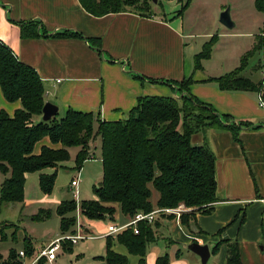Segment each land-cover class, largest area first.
Masks as SVG:
<instances>
[{"label": "crops", "instance_id": "obj_1", "mask_svg": "<svg viewBox=\"0 0 264 264\" xmlns=\"http://www.w3.org/2000/svg\"><path fill=\"white\" fill-rule=\"evenodd\" d=\"M251 1L255 5L256 0ZM171 6V10L156 8L159 10L155 16L127 12L97 18L87 13L79 0H0V42L20 62L36 70L45 87V101L59 108V119L73 109L93 113L102 121L125 120L141 97L177 98L174 86L158 81L182 82L192 78L195 83L189 87L191 95L221 116H231L240 129L237 135L228 129H208L192 136L193 144L208 145L215 154L218 202L211 213L196 215L192 232L182 226L180 217L157 215V241L148 247L147 264H156L165 254L170 256L171 264H185V245L197 242L212 250L221 240L239 243L243 264H264V29L260 31L264 13H251L253 28L240 34L252 38L244 43L245 47L227 51L221 45V38L228 35L224 33L216 41L211 57L203 61V68L196 70L195 56L211 34L199 35L193 24L185 23L184 15H177V6ZM234 16L239 21L243 19V15ZM29 22L38 23L35 38L22 35L23 25ZM234 23L236 28L237 19ZM31 29L34 31V27ZM65 30L82 37L56 36ZM198 38L205 40L198 45ZM91 40H98L100 46H93ZM258 42L262 44L256 67L260 77L256 79L254 74L244 73ZM219 49L222 52L217 54ZM235 70L241 77L260 84V89L229 92L214 82L203 83ZM21 107L20 102H7L0 87V111L13 116ZM243 123L250 126H241ZM48 143L46 139L44 144ZM38 147L37 153L41 146ZM158 199L159 193L153 204ZM115 208L114 221L105 225L100 236H109L111 222L122 226L132 219L125 217L118 205ZM84 219L87 225L83 234L96 238L92 229L104 220ZM117 245L120 244L116 243L114 250ZM43 248L46 247L35 253ZM34 256L25 258L27 262L22 261L23 264H30ZM193 257V261H201L194 253ZM212 257L214 264H227V245L223 244Z\"/></svg>", "mask_w": 264, "mask_h": 264}, {"label": "trees", "instance_id": "obj_2", "mask_svg": "<svg viewBox=\"0 0 264 264\" xmlns=\"http://www.w3.org/2000/svg\"><path fill=\"white\" fill-rule=\"evenodd\" d=\"M165 1L171 0H158L156 4L154 0H79L83 9L97 18L127 12L155 16L154 9L162 7ZM255 4L264 13V0H256ZM188 7L189 0L181 5L178 16H183ZM37 26L36 22L24 24L23 37L35 38ZM56 36L82 37L66 30ZM91 43L100 46L98 40H91ZM215 43L212 40L205 43L195 56L196 70H201L203 61L211 57ZM158 82L174 86L182 92L181 97H141L125 120L115 122L102 121L93 113L73 109L61 119L57 114L49 122L36 121L43 116L46 104L43 81L35 69L20 62L11 49L0 42L3 96L7 102H20L22 106L13 116L0 111V172L8 176L0 186V203H24L27 175L34 173H40V188L50 196L55 188L57 168L71 159L70 149H80L75 158L76 169L80 172L93 158L91 143L100 137L103 179L93 187L96 200L80 202L82 216L91 221H114L116 205L128 218L184 206L190 211L182 214L180 221L192 232L196 215L211 213L212 206L218 202L215 154L208 145H194L192 136L208 129H228L237 135L240 127L231 116H221L213 107L191 95L189 87L195 83L192 78L182 82ZM211 82L229 92H255L261 86L241 77L239 70L203 81ZM46 139L49 145L44 144ZM38 146L41 148L37 153ZM48 169H55V172L45 173ZM151 186L159 193L156 204L152 202ZM76 211V200L59 204L57 214L61 217L62 234L74 232L76 218L72 214ZM49 216V211L41 210L33 219L39 221ZM157 228L156 220L143 221L137 225V233L130 227L115 238L108 236L106 255L102 259L106 264H128V256L114 250L118 243L129 255L139 258L137 264H147L148 247L157 241ZM24 242L25 254L33 257V243L29 238ZM223 244L227 245V264H243L237 241L221 240L211 250L212 254L218 253ZM63 245L69 250L74 246L69 241H63ZM9 258L10 264H22L14 262L15 250L10 251ZM42 261L39 264H43ZM156 264H171L170 256L159 257Z\"/></svg>", "mask_w": 264, "mask_h": 264}, {"label": "rangeland", "instance_id": "obj_3", "mask_svg": "<svg viewBox=\"0 0 264 264\" xmlns=\"http://www.w3.org/2000/svg\"><path fill=\"white\" fill-rule=\"evenodd\" d=\"M187 1L188 0L165 1L163 6L165 10H171V5H175L177 6L176 10L180 11L181 5L185 4ZM241 1H243V3H241ZM251 2V0H189V7L184 13L185 23L193 24L194 29L199 35L211 34V37L207 42L211 40L213 42L218 41L219 36L221 37L224 33H227L228 35L221 38V45L226 48L227 51H230L232 48L236 49L238 46L243 48L245 47L244 43L247 44L252 38L240 35L242 34L241 31L246 32L253 28L250 26L252 24L251 21H253L251 19L253 14L251 13H262L257 9L258 6L256 4H251ZM227 8L231 9L233 22H236L237 19V27L233 31L225 28L220 22L221 14ZM154 10L157 12L159 9L155 8ZM160 12H162V10ZM178 12H176L177 15ZM235 13L243 15V19L245 20L241 19L239 21L238 17L234 16ZM174 14L170 15V17L174 16ZM262 29H264V27L263 25H260V31ZM204 40L205 38H198V45L204 42ZM261 40L262 39H260V42ZM260 42L257 43V49L249 58L244 73L245 75H250L252 73L256 79L260 77L259 71L256 70L261 59L259 48L262 43ZM221 52L222 50L219 49L217 54H220ZM181 93V91H178L177 98L181 97ZM91 146L93 158L84 164L80 172L78 200L74 195V190L71 188V183L73 180H76L79 175L75 166V158L80 149L72 148L70 150L71 159L68 162L59 165L57 168V180L53 193L50 196H46L40 188V173H34L27 175L24 203H0V264H10L9 257L11 250L16 251L15 263L23 264V262L26 261L25 258L31 259L27 254H25V257L21 256V252H25L26 250L24 242L26 238H29V241L33 243L36 251V249L39 250L42 247H48L50 245L49 243L61 238L63 235H75L78 234L80 230L81 233L85 231L87 224L84 217H82L80 202L96 200L93 187L98 185L102 179L101 138L97 137L95 141L91 143ZM38 149L39 147H37V150ZM54 172L55 169H48L45 171L47 174H53ZM7 177L8 176H5L0 172V186ZM151 189L154 191L152 197V201H154L156 200L158 193L152 186ZM72 200H77V211L72 214V216H75L76 218V226L73 229L74 232L62 234L61 217L57 214V208L61 202ZM179 207H182V210H185L182 212H189V210L183 206ZM41 210L49 211V218H44L39 221L34 220L33 218L37 216ZM155 211H160L158 215L160 217L165 216L166 218L172 216L180 217L181 219L182 214H184L181 212H164L162 210ZM108 222L110 221L104 220V223H99L92 229V235L96 236V238L81 240L70 250L65 249V246L63 245L64 247L57 252V258L52 264H106L102 259V257H105L106 255V238L100 235ZM88 236L91 235L89 234ZM115 252L128 256V264H136L138 257L129 255L124 246L117 245ZM38 253H35L34 255H37ZM183 254L182 259H184L185 264H201V261H193L194 257L192 252L184 250ZM214 259L215 257H212L208 264H214ZM42 262L43 264H50L46 262L45 259Z\"/></svg>", "mask_w": 264, "mask_h": 264}, {"label": "built area", "instance_id": "obj_4", "mask_svg": "<svg viewBox=\"0 0 264 264\" xmlns=\"http://www.w3.org/2000/svg\"><path fill=\"white\" fill-rule=\"evenodd\" d=\"M79 178H80V172H79L78 178L76 180H73L71 183V188L74 190V195L77 199L79 197V192H78V187L80 184ZM162 211L170 212V213L171 212H177V213L181 212L182 213V211H185V210H182V207L181 208L179 207L178 209H165ZM159 213L160 211H154L149 214L139 213L134 218H132L129 223L122 225V226L116 225L113 222H111L110 225L108 226L107 234L109 236L117 235L121 233L122 231L127 230L130 227H133L135 232L137 233L138 232L137 225L140 222L147 221L149 223H152L155 221L156 216ZM86 238L87 237L83 233H81V230L80 232H78V234H75V235H64L62 238L57 239L56 241L52 242L48 247L39 251V253L36 256H34L30 264H39V262L43 259H45L48 263L51 264L56 260L57 252L61 249V243L63 241H69L72 244H77L80 240H84ZM21 256L25 257V252H21Z\"/></svg>", "mask_w": 264, "mask_h": 264}, {"label": "water", "instance_id": "obj_5", "mask_svg": "<svg viewBox=\"0 0 264 264\" xmlns=\"http://www.w3.org/2000/svg\"><path fill=\"white\" fill-rule=\"evenodd\" d=\"M158 0H154V4H156ZM220 22L223 26H225L228 29H234L235 28V23L233 22L231 18V9L227 8L220 17ZM59 111V108L50 103L47 102L43 108V121L49 122L51 121L54 117L57 116ZM185 249L189 250L190 252L196 254L200 260L201 264H208L209 260L211 258L212 252L210 250V247L208 245H202L197 242H193L191 244L185 245Z\"/></svg>", "mask_w": 264, "mask_h": 264}]
</instances>
